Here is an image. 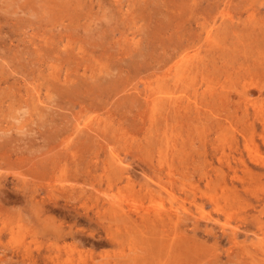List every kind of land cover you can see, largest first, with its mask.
Listing matches in <instances>:
<instances>
[{"label": "rangeland", "instance_id": "obj_1", "mask_svg": "<svg viewBox=\"0 0 264 264\" xmlns=\"http://www.w3.org/2000/svg\"><path fill=\"white\" fill-rule=\"evenodd\" d=\"M0 264H264V0H0Z\"/></svg>", "mask_w": 264, "mask_h": 264}, {"label": "bare ground", "instance_id": "obj_2", "mask_svg": "<svg viewBox=\"0 0 264 264\" xmlns=\"http://www.w3.org/2000/svg\"><path fill=\"white\" fill-rule=\"evenodd\" d=\"M170 211V210H169ZM164 215V214H163ZM169 215V214H168ZM161 217V216H160ZM183 219V218H182ZM175 223V222H174ZM237 234V233H236ZM236 237H237V235H236Z\"/></svg>", "mask_w": 264, "mask_h": 264}]
</instances>
